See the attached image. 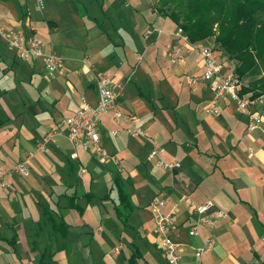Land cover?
<instances>
[{"label": "crops", "instance_id": "obj_1", "mask_svg": "<svg viewBox=\"0 0 264 264\" xmlns=\"http://www.w3.org/2000/svg\"><path fill=\"white\" fill-rule=\"evenodd\" d=\"M104 1L98 6L100 0H44L40 11L37 0H0V29L37 37L67 71L51 74L42 60H21L0 37V168L18 164L38 141L60 131V121L74 115L82 99L96 105V80L106 71L126 83L123 111L180 168H159L141 137L113 135L120 126L111 115L99 125L101 146L120 160L121 171L91 146L74 145L62 130L29 160L28 177L10 174L6 186L0 184V264H167L150 208L159 195L168 210L177 208L172 236L182 245L184 264H264L263 105L251 108L262 123L250 134L248 115L239 114L229 97L219 116L208 114L211 88L188 85L189 77L203 72L198 46L214 49L225 75L237 68L215 39L190 49L175 36L179 27L150 0H122L132 10L126 18L116 15L119 0H111V7ZM153 25L164 34L145 40L144 31ZM175 42L185 53L177 65L167 57ZM139 49L145 53L141 63ZM86 57L92 59L85 62ZM150 76L160 91L158 98L147 96L160 102L151 107L137 99L144 91L136 84ZM206 201L228 217L214 230L202 229L201 237L213 235L216 246L198 260L201 237L188 232L195 224L193 207Z\"/></svg>", "mask_w": 264, "mask_h": 264}, {"label": "built area", "instance_id": "obj_2", "mask_svg": "<svg viewBox=\"0 0 264 264\" xmlns=\"http://www.w3.org/2000/svg\"><path fill=\"white\" fill-rule=\"evenodd\" d=\"M43 6L44 0H37L38 10L41 11ZM179 32L180 35L183 34L182 31ZM163 34L164 31L153 25L144 31V39L149 40L152 36L160 38ZM175 36L177 37L179 34H175ZM0 37L7 41L10 48L18 52L21 60H42L46 70L51 74L64 75L67 72L63 65V59L54 52H46L42 42L37 37L27 36L22 32H8L2 29H0ZM181 38H183V42L190 49L196 48L189 43L185 34ZM198 49L203 59V72L199 76L189 77L188 85L191 88L199 86L211 88L213 98L209 101L206 112L210 115L219 116L221 114V102L229 97L235 103L239 114L248 115V134L258 130L262 123V115L258 110L251 111V108H256L259 104L263 105L264 95L254 98L251 94H243V82L235 72L224 74V67L216 57L214 49L205 45L198 46ZM144 56V52L136 53L137 62L141 63L144 60ZM167 57L173 65L184 62L185 53L182 44L175 42L168 45ZM91 59V57H86L85 62ZM125 87L126 83L118 81L116 76L110 71L99 75L96 80L97 104L92 105L86 99H82L77 112L60 121V131H52L38 141L34 151L30 152L27 158L18 164L7 169L0 168V184L6 186V178L10 174L28 177L31 173L29 160L34 158L37 153L46 151L48 146L55 141V137L62 134V130H66L67 138L74 145L91 146L98 157L108 159L121 171L120 160L101 146L99 125L105 115H111L113 120L120 126V130L115 131L113 135H118L122 132L131 137H141L147 140L152 147L149 159L154 161L164 171L176 172L180 168V164L165 160L163 149L158 145L157 141L148 135L142 127L137 125V120L132 114L123 111L121 100L124 96ZM72 158H78V153H74ZM80 172L84 174L86 170L81 169ZM150 208L155 216L159 248L167 264H184L181 257L182 245L175 242L172 236L177 219V208L172 207L168 210V201L163 195L156 196L151 201ZM193 212L196 217L195 224L189 228L188 234L191 237H201V231L204 227L214 230L220 221L228 217L225 211L215 208L212 201H206L194 206ZM215 246L216 239L213 235L201 237V245L195 250V257L198 260H202L215 249ZM122 248L123 245L116 247L114 254H119Z\"/></svg>", "mask_w": 264, "mask_h": 264}, {"label": "trees", "instance_id": "obj_3", "mask_svg": "<svg viewBox=\"0 0 264 264\" xmlns=\"http://www.w3.org/2000/svg\"><path fill=\"white\" fill-rule=\"evenodd\" d=\"M154 7L190 44L214 38L237 63L235 73L242 82L248 76L259 78L248 86L243 82V94L264 95V0H157Z\"/></svg>", "mask_w": 264, "mask_h": 264}, {"label": "rangeland", "instance_id": "obj_4", "mask_svg": "<svg viewBox=\"0 0 264 264\" xmlns=\"http://www.w3.org/2000/svg\"><path fill=\"white\" fill-rule=\"evenodd\" d=\"M83 1H87V0H83ZM121 1L122 0H119L118 3L119 4H122ZM111 2H112L111 0H106V1H104V4H105L106 7H109V6L111 7ZM150 3H151L152 6H154V5H156L157 0H150ZM100 4H103V0H100V3L99 4L97 3L96 5L99 6ZM90 11H91L90 14L92 16H97V13L95 11H93L92 8H90ZM130 11H132V10H130L129 8H127L125 5L122 4V7H120V9L118 10V14H116V15L123 16V17L126 18V16L129 15ZM175 34H179V36H177V40H182L183 41V38H181V37H183L184 33L180 35V32L178 31ZM152 44H155V42L152 43ZM138 51L144 52V49H139ZM262 70H263V68H262ZM262 77H264V74L262 75ZM134 78H136V76H134ZM134 78H133V81L136 82L134 80ZM154 79L155 78H152L150 76V77H147V80H144L142 83L141 82L140 83L139 82H136V84L139 86V88H141V90L144 91V92H139L140 98L138 97L137 99H140L143 102L145 101L146 104H149L150 105V107L151 106H154V104H156V103L157 104L160 103L159 101H157V99L152 100L153 98L151 99L150 97H147L148 95H153L154 98H155V96L158 98V95L160 94L159 88L156 87L155 85H153V80ZM256 79H259V78H254V77L248 76L247 78H244L243 80H244L245 84L248 86L249 84H251L252 82H254ZM133 83H131V85L134 87V84ZM141 105H142V102L138 104L139 107ZM262 107L264 108V104H263ZM263 242H264V240H263Z\"/></svg>", "mask_w": 264, "mask_h": 264}]
</instances>
